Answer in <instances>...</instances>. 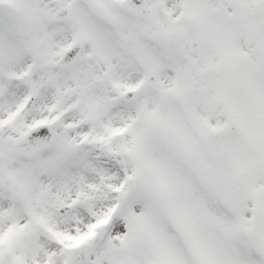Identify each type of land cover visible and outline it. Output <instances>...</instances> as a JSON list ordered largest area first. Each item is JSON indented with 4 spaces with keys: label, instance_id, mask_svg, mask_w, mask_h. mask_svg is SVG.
I'll list each match as a JSON object with an SVG mask.
<instances>
[{
    "label": "snow or ice",
    "instance_id": "snow-or-ice-1",
    "mask_svg": "<svg viewBox=\"0 0 264 264\" xmlns=\"http://www.w3.org/2000/svg\"><path fill=\"white\" fill-rule=\"evenodd\" d=\"M0 264H264V0H0Z\"/></svg>",
    "mask_w": 264,
    "mask_h": 264
}]
</instances>
